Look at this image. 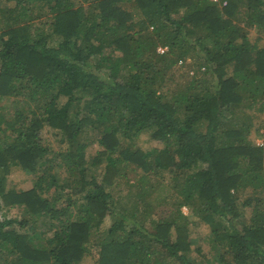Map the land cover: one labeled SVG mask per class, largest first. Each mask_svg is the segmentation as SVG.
<instances>
[{"label":"trees","instance_id":"1","mask_svg":"<svg viewBox=\"0 0 264 264\" xmlns=\"http://www.w3.org/2000/svg\"><path fill=\"white\" fill-rule=\"evenodd\" d=\"M5 97L0 264H80L92 249L96 264H194L189 215L210 226L221 264H264V119L262 142L250 138L264 0H0ZM45 126L66 142L53 156ZM143 131L160 145H138ZM14 167L30 187L10 183Z\"/></svg>","mask_w":264,"mask_h":264},{"label":"rangeland","instance_id":"2","mask_svg":"<svg viewBox=\"0 0 264 264\" xmlns=\"http://www.w3.org/2000/svg\"><path fill=\"white\" fill-rule=\"evenodd\" d=\"M129 7V6H128ZM131 8V7H129ZM42 19L48 20V17H42ZM256 36V32L254 29H249V37L253 40ZM263 40L261 39L260 42ZM195 64L192 60L187 59L185 63H178L175 65V76H182L185 75V72L189 69H193ZM191 72V71H190ZM181 79V78H179ZM178 79V80H179ZM0 105H5L6 108L11 111L13 110L15 103H13L11 97H5L0 101ZM255 112L254 115H256ZM257 115H259L257 117ZM254 117V124L250 131V138L253 142L258 143L262 142V137L260 133L262 132V128L258 130L255 128L260 123L262 119H264V111L263 113H258ZM41 136L43 140V144L45 145L46 150L49 156H53L55 153L59 152L66 146V142L62 141L60 134L56 132L55 129L50 128L49 126H45L41 130ZM260 142V143H261ZM136 143L140 145L142 148L147 149L154 146H159L160 141L152 139L149 135L148 131H143L139 134L138 138L136 139ZM98 148V144L95 141H92L88 146H86V150L89 153H93L95 149ZM56 161L58 158L56 157ZM56 171H62L59 167L55 168ZM54 169V170H55ZM128 178L133 180L136 178L135 173L133 171H128ZM63 176V173H62ZM8 179L10 183L15 184L18 188H28L30 187L34 180L32 175L24 173L20 168L14 167L12 171L9 173ZM124 180H121V182ZM167 182L165 178L163 183ZM122 187H125V184L122 183ZM167 191V187L165 185H160L157 189H154V192L149 194V199L153 202H156L160 195L164 194ZM250 189L244 190L241 195H246L250 193ZM240 209L243 210V218L245 220L249 219L251 214V209L248 206L242 207ZM188 213V209L185 211ZM22 213V207L20 206H12L7 211V217H19ZM189 222H188V231H189V240L191 249L187 252L189 258L194 261V264H221L220 261L217 259V252L219 251L220 247H214L211 239H210V226L199 219L194 215H189ZM111 219L107 216L103 222L104 226L110 223ZM96 252L92 249V252L86 254V256L81 260L80 264H96ZM207 259L210 260L208 263Z\"/></svg>","mask_w":264,"mask_h":264},{"label":"built area","instance_id":"3","mask_svg":"<svg viewBox=\"0 0 264 264\" xmlns=\"http://www.w3.org/2000/svg\"><path fill=\"white\" fill-rule=\"evenodd\" d=\"M213 1H217V0H213ZM165 49H167V47L166 46H158L157 47V51L158 52H163ZM261 142V141H260ZM260 142H258V143H260ZM183 210H184V212L187 210V207L186 206H183Z\"/></svg>","mask_w":264,"mask_h":264}]
</instances>
